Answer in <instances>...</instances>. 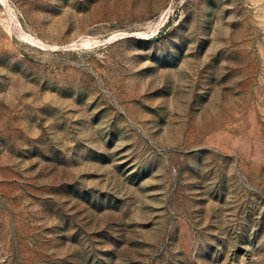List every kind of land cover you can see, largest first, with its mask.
Segmentation results:
<instances>
[{
  "label": "rangeland",
  "instance_id": "rangeland-1",
  "mask_svg": "<svg viewBox=\"0 0 264 264\" xmlns=\"http://www.w3.org/2000/svg\"><path fill=\"white\" fill-rule=\"evenodd\" d=\"M0 264H264V0H0Z\"/></svg>",
  "mask_w": 264,
  "mask_h": 264
}]
</instances>
